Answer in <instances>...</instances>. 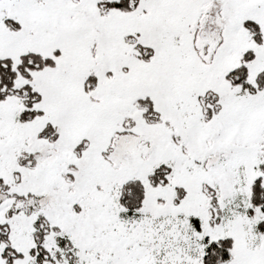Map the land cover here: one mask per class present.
Returning a JSON list of instances; mask_svg holds the SVG:
<instances>
[{
    "label": "snow or ice",
    "instance_id": "1",
    "mask_svg": "<svg viewBox=\"0 0 264 264\" xmlns=\"http://www.w3.org/2000/svg\"><path fill=\"white\" fill-rule=\"evenodd\" d=\"M0 264H264V0H0Z\"/></svg>",
    "mask_w": 264,
    "mask_h": 264
}]
</instances>
